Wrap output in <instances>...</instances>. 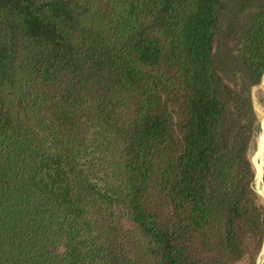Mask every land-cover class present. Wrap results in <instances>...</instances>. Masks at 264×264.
I'll use <instances>...</instances> for the list:
<instances>
[{
    "label": "trees",
    "instance_id": "16d2710c",
    "mask_svg": "<svg viewBox=\"0 0 264 264\" xmlns=\"http://www.w3.org/2000/svg\"><path fill=\"white\" fill-rule=\"evenodd\" d=\"M263 82L264 0H0V264H257Z\"/></svg>",
    "mask_w": 264,
    "mask_h": 264
},
{
    "label": "rangeland",
    "instance_id": "374dc122",
    "mask_svg": "<svg viewBox=\"0 0 264 264\" xmlns=\"http://www.w3.org/2000/svg\"><path fill=\"white\" fill-rule=\"evenodd\" d=\"M263 86H264V82H263ZM257 108L260 111V113L262 114V118H263L264 117V105H262L259 101H257ZM263 142H264V140H263ZM257 149H258V146L254 152L253 158H254V162L256 164L257 172L258 171L261 172L264 168V158H263L262 154H261V159H260V157H257ZM259 152L261 153L260 149H259ZM260 182L263 185V182L262 181H260ZM260 184L256 180V185H258V188H260V191H262ZM257 264H264V247L262 249V252L260 253Z\"/></svg>",
    "mask_w": 264,
    "mask_h": 264
},
{
    "label": "water",
    "instance_id": "95a60500",
    "mask_svg": "<svg viewBox=\"0 0 264 264\" xmlns=\"http://www.w3.org/2000/svg\"><path fill=\"white\" fill-rule=\"evenodd\" d=\"M264 133V117L262 118L261 122H260V132H259V135H258V139H257V146H258V149H257V157H260L261 159V153L259 152V148H260V140H261V137ZM263 177H264V168H263V172H262V180H263ZM263 183H264V180H263ZM257 188H258V185H257ZM259 192L261 194H263L261 191H260V188H258ZM264 196V194H263Z\"/></svg>",
    "mask_w": 264,
    "mask_h": 264
},
{
    "label": "bare ground",
    "instance_id": "6f19581e",
    "mask_svg": "<svg viewBox=\"0 0 264 264\" xmlns=\"http://www.w3.org/2000/svg\"><path fill=\"white\" fill-rule=\"evenodd\" d=\"M263 140H264V133H263V135H262V137H261V140H260V151H261V154H262V156H264L263 155V150H264V142H263ZM262 172H263V170L261 171V172H257V182L260 184L261 182L260 181H262L263 182V180H262V178H261V176H262ZM261 185V192L264 194V183H263V185H262V183L260 184Z\"/></svg>",
    "mask_w": 264,
    "mask_h": 264
}]
</instances>
